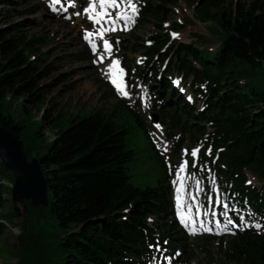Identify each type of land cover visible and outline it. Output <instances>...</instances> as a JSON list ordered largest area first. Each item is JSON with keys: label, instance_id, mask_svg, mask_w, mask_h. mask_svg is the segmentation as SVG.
Instances as JSON below:
<instances>
[{"label": "trees", "instance_id": "16d2710c", "mask_svg": "<svg viewBox=\"0 0 264 264\" xmlns=\"http://www.w3.org/2000/svg\"><path fill=\"white\" fill-rule=\"evenodd\" d=\"M28 1L32 10L45 7L43 1ZM178 1L138 0L137 24H152L154 32L137 40L131 33L124 35L119 39V52L140 51L142 65H134L127 56L124 64L156 93L154 110L166 126L167 138L174 139L179 133L173 154L179 153L185 142L200 146L198 163L205 168L192 166L193 173L205 179L214 174L221 196L244 211L248 221L262 226L245 228L239 212L232 211L239 226L231 228L224 248L214 247L212 235L197 236L200 250L211 259L209 264H264V0L239 1L235 6L227 0H184L196 3L195 17L219 27L220 42L215 50L201 36L189 43L171 38L170 28L176 30L181 25L171 22L165 27L163 23ZM0 4L16 6L18 2L0 0ZM9 17L10 11L1 8L0 126L22 140L29 160H39L47 179L49 205L26 203L19 246L5 245L3 257L18 258L16 264L24 261L20 253L30 264H148L154 253H161L155 251L159 243L172 255L180 252L175 264H194L195 249L175 217L170 174L145 121L126 101L118 99L112 110L99 107L64 127L74 115L67 118L54 106L49 108V86L39 84L55 67L52 63L39 67L37 61L44 59L40 56L31 59L39 39H28L22 22L4 25L3 19ZM147 39L151 43L146 44ZM76 54L78 60L89 59L87 47ZM175 74L190 84L196 96H203L202 108L188 102L173 85L170 77ZM9 95L20 104L21 120L10 106ZM27 106L44 116L32 120ZM124 109L144 129L153 154L165 169L156 186L142 189L130 181L128 168L135 151L126 142L129 128L120 127L115 120ZM209 148L211 155L207 154ZM250 176L257 177L261 187L248 183ZM14 181L11 170L0 161V208H5L1 216L7 224L18 215L13 206L7 207ZM206 187L209 189V184ZM44 217L57 231L49 246L46 237L51 233L47 225L42 226Z\"/></svg>", "mask_w": 264, "mask_h": 264}, {"label": "rangeland", "instance_id": "374dc122", "mask_svg": "<svg viewBox=\"0 0 264 264\" xmlns=\"http://www.w3.org/2000/svg\"><path fill=\"white\" fill-rule=\"evenodd\" d=\"M41 1H44L45 6L48 9L43 7L41 10H32L31 7H33V4H30L28 0H17L18 5L16 6L0 4V9L2 8L10 11L11 17L3 19L4 25L9 26L12 23L22 22L24 25L22 28L26 32L28 39L33 37L39 39V43H37L33 50L34 52L31 54V59H36L40 56L44 59L37 61L39 67L45 68L48 63H52L55 67L53 71L39 79L40 85L49 86L47 93V106L49 108L54 106L57 112L67 116V118L74 115L72 119L65 122L64 127L66 128L74 121L88 117L99 107H103L105 110H112L118 99L109 91V78L108 75H106L108 64L93 63L97 57L92 52L88 55L90 59L84 61L78 60V57L76 56V53L81 51L86 44V41L83 38L85 30L90 29L88 28V23L86 22L83 13L84 4L76 5L77 7H75L70 14H63V12H60L59 16H55L54 11L47 4L49 0H40L39 2L42 3ZM84 1L87 2V0ZM239 1L244 2L245 0H227V3L231 6H235ZM36 2L38 3V1ZM79 2H81V0ZM196 7V3L179 0L176 4L172 5L171 8L173 11L171 12L169 19L166 20L163 25L167 27V24L170 23V21H175V23L181 25V27L176 29V33L178 34L176 37L177 41H196L197 36H201L206 41L207 46L211 48V50H215L217 44L220 42V38L217 36L219 34V27L212 21H202L199 20L198 17H195L194 10ZM57 8H59V6ZM76 12H80L81 14L76 15ZM195 15L198 16V13ZM69 17L71 18L69 19ZM117 29L118 30L114 32L116 36L124 34L121 32L122 29L120 27ZM129 30H131L130 33L132 35L129 34L137 40V38L145 39L151 35L154 32V27L152 24L136 25L134 23L130 26ZM126 34L129 35L128 33ZM41 52L46 54H40ZM140 55V51H128L124 56H127L128 59L133 58V64L135 65L139 62ZM122 68L124 69V67ZM101 69L104 71L102 72ZM122 75L127 81V92L129 93L124 99H126L129 105L138 112L141 118L146 122L147 126L151 129L155 143L160 145L158 148L165 158L168 169H170L169 164H171V169H177L174 165L178 164L179 166L186 156V153L182 150H188L189 148L193 149L195 146H191L188 142L184 143L181 152L178 155H173L171 146L173 140H166L163 133H158L164 131L165 128L161 123V119L159 118L158 124L161 126L159 129L156 128V124L153 123L152 115L155 112L153 108L154 96L151 93L149 86L143 84L132 86L129 80H127L125 69ZM186 90L190 92L187 87ZM142 95H144V100L141 99ZM8 99L12 100L10 106L15 109L18 120H21L23 114H20L22 109L19 108L20 104H18V100L12 98L11 95L8 96ZM200 104L201 102L199 101L198 106H200ZM28 108L32 111L30 116H28L32 120L33 117L34 120H40L44 116V112H41L36 108ZM115 120H117V124L120 127L129 128L126 142L128 146L135 151V155L129 163L128 168L131 183L142 189L156 186L159 179L164 176L166 172L161 161L153 154L151 144L144 129L137 124L135 117H133L132 113L126 109L120 110L118 117L115 118ZM46 132L48 138L53 140L54 135L48 129ZM165 142L167 143L168 150L163 152ZM189 159H191V156ZM185 176L189 178L186 183L185 191L181 194L182 199L187 201V204L190 203L191 206L197 204L198 206H203V208H205L203 199L205 190L204 183H206V181L203 179V176L191 173L189 166L185 170ZM196 180L201 181L199 185L200 191H197ZM250 181L258 187L262 185V182L259 181L257 177H250ZM7 184H9V182H7ZM27 202L30 201L15 204L12 199L10 203H8L7 207L13 206L14 208L18 207L19 209V211L15 210L18 214L17 217L8 224L4 222L3 217L1 216L5 208H0V224H3L2 228L4 230L0 236V264H5L6 262H9V264H16L18 262V258L9 256L8 254H6V257H3L1 250L5 245L9 248H16L19 246L18 235L20 228L27 217L25 210ZM210 208L211 206L209 204L205 209L208 210ZM43 219L45 221H43L42 226L47 225L46 230L51 233L50 236L46 237V244L49 246L54 242L57 231L51 223H46L48 221L47 217H44ZM227 232L228 231L219 232L221 235H216L217 232L214 233L212 243L217 250L224 248L226 245L227 240L229 239L226 234ZM188 242L191 243V246L195 249L194 253L196 254L191 262L194 264L199 262L202 264H209L211 259H207L203 250H200L199 246L202 244L201 241L196 236L192 235L189 237ZM49 249H51V247ZM49 249L47 251V256L48 259H51ZM54 255L56 256V254ZM54 255H52L53 259H55ZM217 256H219V254L215 253L214 259L219 261L220 258ZM158 257L157 255H153L152 258L155 259ZM19 258L24 259L22 264H30L27 262L25 254L20 253ZM165 258L166 257L161 256L159 257V261H164L168 264V261ZM52 264L61 263L54 262ZM152 264H155V262H152Z\"/></svg>", "mask_w": 264, "mask_h": 264}, {"label": "snow or ice", "instance_id": "6c2138e0", "mask_svg": "<svg viewBox=\"0 0 264 264\" xmlns=\"http://www.w3.org/2000/svg\"><path fill=\"white\" fill-rule=\"evenodd\" d=\"M62 3V0H49V7L53 11H57L56 5H59ZM75 6V0H68V7H74ZM113 10H115V14L113 15ZM83 13L87 14L88 19L93 22L94 25H98L99 27L96 29L95 32L90 30H85L83 38L90 46L91 52L96 55V59L93 61L95 64H102L103 61L106 59V56L112 55V45L110 41L105 38L107 33L115 32L117 31V25H120V28L122 30H129L130 26L135 23V17L139 14V7L138 4L134 2V0H88L87 6L83 8ZM76 15H80V12H76ZM71 17H69L70 19ZM172 35L175 37L178 34L172 33ZM95 37V38H93ZM97 40H102L103 48L100 49ZM149 43H151L149 41ZM120 61L119 59H114L112 63L108 64L107 66V73L106 75H110L112 78V83L117 86V89L119 90V93L123 96H128L129 93L124 90L123 82L122 80L117 78V73L123 74L124 69L118 68ZM103 72L104 70L101 69ZM156 128H160L161 126L159 124L155 125ZM160 146L159 144L157 145ZM168 150L167 143L165 142L163 152H166ZM186 154L188 153V150H182ZM211 148L208 149L207 154L211 155ZM200 152V147L193 148L190 152L191 157L193 158V167H199L201 169H204V165H200L198 163V155ZM169 168L171 170V164H169ZM188 168V160L185 159L183 163L179 165V167L176 170V179L172 181L173 185H176L179 182V187L175 188V203L178 210V215L180 217V222L183 224L185 229L188 230L189 234L195 235L197 232H212L213 228L211 227V222H209L207 225L203 220L199 222V226H197L196 219L191 215L189 212L186 216L184 211H180L181 203H182V197L181 194L185 191L186 183L189 177L183 176L182 173L185 172V170ZM210 172V169L208 170ZM214 183V180L212 181ZM197 185V191H200L199 185L201 183L200 180L195 181ZM248 183H251V181H248ZM209 201H211V196L208 197ZM219 203V199L216 201ZM225 208H228V204L224 203L223 205ZM189 209H191V204L187 206ZM197 215H210L215 216V212L211 213H201L197 212ZM227 216V213H225ZM229 224L235 223L233 220H228ZM238 226V225H237ZM255 227L257 229H261V224L256 223ZM215 228L217 232L219 231H229L227 225H221L220 220H215ZM165 243H167L165 241ZM149 247H154L153 245H149ZM155 251L158 252H166V249H161L159 246V243L155 246ZM176 255H179L177 252ZM168 261V264H171L170 257L165 258Z\"/></svg>", "mask_w": 264, "mask_h": 264}, {"label": "water", "instance_id": "95a60500", "mask_svg": "<svg viewBox=\"0 0 264 264\" xmlns=\"http://www.w3.org/2000/svg\"><path fill=\"white\" fill-rule=\"evenodd\" d=\"M154 122L159 115H154ZM0 159L13 172L15 184L12 199L15 204L30 201L34 207L49 205V191L45 173L39 160L28 159L22 140L13 132L0 126ZM15 210L19 211L18 207Z\"/></svg>", "mask_w": 264, "mask_h": 264}, {"label": "bare ground", "instance_id": "6f19581e", "mask_svg": "<svg viewBox=\"0 0 264 264\" xmlns=\"http://www.w3.org/2000/svg\"><path fill=\"white\" fill-rule=\"evenodd\" d=\"M118 79H120V76H118ZM15 182V181H14Z\"/></svg>", "mask_w": 264, "mask_h": 264}]
</instances>
